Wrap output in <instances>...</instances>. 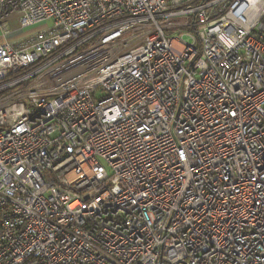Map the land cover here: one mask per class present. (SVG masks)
<instances>
[{"label":"built area","instance_id":"built-area-1","mask_svg":"<svg viewBox=\"0 0 264 264\" xmlns=\"http://www.w3.org/2000/svg\"><path fill=\"white\" fill-rule=\"evenodd\" d=\"M0 264H264V0H0Z\"/></svg>","mask_w":264,"mask_h":264},{"label":"rangeland","instance_id":"rangeland-1","mask_svg":"<svg viewBox=\"0 0 264 264\" xmlns=\"http://www.w3.org/2000/svg\"><path fill=\"white\" fill-rule=\"evenodd\" d=\"M47 23L50 24V23H51V20H48ZM179 31H180V29H179L178 27H175V28H171L168 32H169L171 35H174V34L178 33ZM183 39L186 41V36H185ZM31 81H32V78H31V79H28L27 81H25V82H23V83H21V84L19 85V87L22 88V87L28 85ZM14 89H15V87L12 88L11 90H9V92L13 91Z\"/></svg>","mask_w":264,"mask_h":264},{"label":"trees","instance_id":"trees-1","mask_svg":"<svg viewBox=\"0 0 264 264\" xmlns=\"http://www.w3.org/2000/svg\"><path fill=\"white\" fill-rule=\"evenodd\" d=\"M196 1H198V0H192V3L196 2ZM38 63H39V62H38ZM38 63H35L32 67L27 68V69L24 70V71H28V70H30V69H33L34 67H36V66L38 65ZM24 71H21V73H19V74H22Z\"/></svg>","mask_w":264,"mask_h":264}]
</instances>
